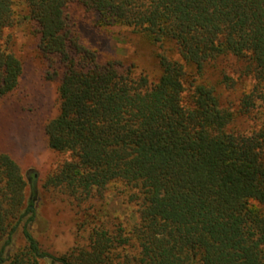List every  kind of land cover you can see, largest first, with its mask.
I'll return each mask as SVG.
<instances>
[{
    "label": "trees",
    "instance_id": "trees-1",
    "mask_svg": "<svg viewBox=\"0 0 264 264\" xmlns=\"http://www.w3.org/2000/svg\"><path fill=\"white\" fill-rule=\"evenodd\" d=\"M19 14L59 77L44 134L64 157L44 186L86 234L42 249L37 173L0 152V264H264V0H0V99L22 75ZM90 15L153 48L158 76L101 58L82 35ZM116 183L137 221L87 226L88 202Z\"/></svg>",
    "mask_w": 264,
    "mask_h": 264
},
{
    "label": "rangeland",
    "instance_id": "rangeland-1",
    "mask_svg": "<svg viewBox=\"0 0 264 264\" xmlns=\"http://www.w3.org/2000/svg\"><path fill=\"white\" fill-rule=\"evenodd\" d=\"M87 17L86 24L81 26L82 35L98 49L101 58L134 65L151 78L158 76L153 48L130 28H91L88 21L93 16ZM12 32L13 49L23 70L17 88L0 99V152L8 153L25 175L29 171L37 173L39 217L32 233L42 249L61 255L82 241L86 232L80 226L82 212L73 201L59 189L44 186L46 177L64 157L48 146L44 134L46 121L57 113L59 77L53 75L47 59L38 51L35 28L28 19L19 14ZM130 193L126 186L116 183L101 197L93 196L87 206H92L94 216H89L87 226L97 219L107 223L110 230L113 221L136 222L137 206Z\"/></svg>",
    "mask_w": 264,
    "mask_h": 264
}]
</instances>
